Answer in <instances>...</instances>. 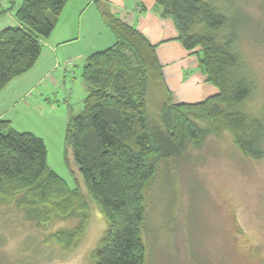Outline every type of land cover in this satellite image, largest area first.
Wrapping results in <instances>:
<instances>
[{"label": "trees", "instance_id": "16d2710c", "mask_svg": "<svg viewBox=\"0 0 264 264\" xmlns=\"http://www.w3.org/2000/svg\"><path fill=\"white\" fill-rule=\"evenodd\" d=\"M69 2L22 0L15 12L21 26L0 32V93L35 67L42 41L51 37ZM212 2L157 0L155 4L162 18L174 21L176 40L199 56L206 82L219 91L196 104H173L157 46L109 9L101 11L117 42L87 59L83 79L89 94L65 133L66 154L71 152L88 195L107 223L92 253L93 264H146L147 191L162 163L224 134L231 136L243 157L264 159V118L245 108L254 87L238 51L244 35L228 34L229 22ZM11 5L14 10L15 0ZM149 94L159 99L158 121L150 120ZM0 204H16L27 221L45 229L58 220L78 219L75 228L51 237L67 254L88 229L89 203L82 188H70L49 167L42 139L15 131L7 121H0Z\"/></svg>", "mask_w": 264, "mask_h": 264}, {"label": "rangeland", "instance_id": "374dc122", "mask_svg": "<svg viewBox=\"0 0 264 264\" xmlns=\"http://www.w3.org/2000/svg\"><path fill=\"white\" fill-rule=\"evenodd\" d=\"M227 1L212 4L223 10L228 34L244 35L238 51L254 87L245 108L264 118V0ZM174 53L162 59L173 104L201 103L218 94L203 82L197 54L184 61ZM84 97L78 93L74 114L83 108ZM147 99L150 120L158 121L159 99L154 94ZM48 163L87 196L86 234L67 254L51 237L75 228L78 219L58 220L45 229L27 221L16 204H0V264H93L92 253L107 230L105 218L88 195L71 152L66 154V142L59 155L50 153ZM147 192L146 264H264V159L243 157L229 134L209 137L201 148L191 146L181 158L162 163Z\"/></svg>", "mask_w": 264, "mask_h": 264}, {"label": "crops", "instance_id": "0c3cea01", "mask_svg": "<svg viewBox=\"0 0 264 264\" xmlns=\"http://www.w3.org/2000/svg\"><path fill=\"white\" fill-rule=\"evenodd\" d=\"M156 1L70 0L51 37L42 41V55L35 67L0 93V121L10 122L19 133H30L42 139L48 157L50 153L62 152L68 122L83 110L78 114L73 112L77 95L82 92L85 102L89 94L83 79L86 61L117 42L102 19V9H109L135 26L156 45L162 65V59L172 57L175 51L176 56L188 60L191 53L176 40L178 32L175 33L174 21L161 17L155 10ZM15 3L13 10L11 0H0V32L21 26L15 16L21 4L17 0ZM203 80L207 84L204 75ZM49 167L68 184L57 170Z\"/></svg>", "mask_w": 264, "mask_h": 264}]
</instances>
